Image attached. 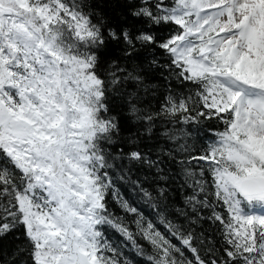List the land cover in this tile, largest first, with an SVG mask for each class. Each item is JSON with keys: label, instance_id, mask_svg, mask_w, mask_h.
Here are the masks:
<instances>
[{"label": "snow or ice", "instance_id": "obj_1", "mask_svg": "<svg viewBox=\"0 0 264 264\" xmlns=\"http://www.w3.org/2000/svg\"><path fill=\"white\" fill-rule=\"evenodd\" d=\"M123 3L135 23L113 26L89 0H0V240L22 229L31 264H134L129 247L143 264H264V0ZM154 71L169 86L155 111ZM201 117L224 125L202 154L191 127L145 150L162 118ZM133 167L155 182H131L151 211L118 195L113 177Z\"/></svg>", "mask_w": 264, "mask_h": 264}, {"label": "trees", "instance_id": "obj_2", "mask_svg": "<svg viewBox=\"0 0 264 264\" xmlns=\"http://www.w3.org/2000/svg\"><path fill=\"white\" fill-rule=\"evenodd\" d=\"M90 3H94L98 6V10L105 16L106 20L111 23L113 26H119L124 24L126 21L129 24L135 23L126 15L125 6L123 0H89ZM140 26V25H137ZM161 37H166L168 35V30L166 28H161L158 33ZM109 57L116 56L119 54V48L115 43H111L107 49ZM159 52V50H157ZM161 60H164L165 57L161 54L159 56ZM166 73L161 72H151L148 77L149 88H155L156 92H149L144 96L147 106H150V109L155 111L160 108L163 103L164 95L169 90V86L165 82ZM172 88L175 91L183 92L184 90L176 87L175 82L172 83ZM115 107L117 112H124V107L121 101L115 102ZM201 123L195 126L183 125L176 121L169 123L167 119L162 118L157 122L156 128L158 129L156 133V139L146 142L145 150L155 151L157 147L163 146L164 133H175L179 137L183 130L192 128L193 136L188 140V143L191 145L193 154H202L207 145L214 141L215 134L223 131L224 125L219 122L217 119H204L200 118ZM125 127H132L131 122L124 121ZM132 165H126L124 168V173L128 172V168ZM171 167V166H170ZM172 171L175 172L176 169L172 168ZM117 170V176L123 175ZM113 179L116 181L115 187L118 189V195L124 200H127L132 206H139L141 210L151 211V208L145 203L142 193L139 192L138 187H134L131 183L139 179L140 184L143 185L145 189L149 192H154L155 182L151 174L143 168H132V172L129 173L124 180H118L115 176ZM179 180L172 183V196L174 200L178 203L181 200V195L178 191ZM109 207L110 210L125 218V220H130L131 217L126 214L123 209L120 207L116 199H113L112 193L108 195ZM207 215V213H205ZM197 232H203L204 236L213 242L220 241V233L218 226L202 222L200 226L196 228ZM105 235L108 239L114 242L117 245H123L126 243L124 239L112 229H106ZM27 242L23 236V230H19L15 235H10L6 238L0 240V260L5 262H10L13 259L16 260V264H31L30 257L26 252H18V249L27 248ZM124 254L134 262V264H143L142 258L136 256L131 248H124ZM15 254V256L13 255Z\"/></svg>", "mask_w": 264, "mask_h": 264}]
</instances>
